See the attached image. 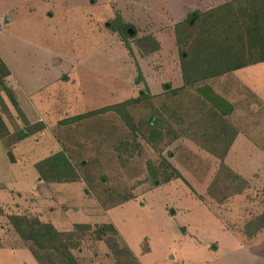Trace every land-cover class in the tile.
<instances>
[{
    "label": "rangeland",
    "instance_id": "374dc122",
    "mask_svg": "<svg viewBox=\"0 0 264 264\" xmlns=\"http://www.w3.org/2000/svg\"><path fill=\"white\" fill-rule=\"evenodd\" d=\"M126 1L0 0V60L6 59L14 71L21 72L10 79L5 77L6 86L11 90L10 81L14 79L18 89H29L34 78L38 80L36 86L54 90L47 97L51 104L48 103L44 120L31 121V112L21 110L26 104L19 108L14 101L18 94H12V100L0 87V116L10 134L0 140L8 150L11 144L22 141L16 154H20L19 168L26 170L24 173L14 170L20 178L19 186L23 184L19 197L23 210L15 213L13 207H0V264H50V258L55 264L66 262L65 256L57 252L49 257L50 251L41 250L38 261L32 253L34 241L21 237L10 223V215L18 214L49 222L33 208L34 199L29 196L27 182L35 175L33 162L60 150L77 170L80 183L65 185L67 197L62 199L67 203L60 202L68 210L65 221L89 225L72 227L68 236L74 242L68 246L77 264H126L133 259L136 264H264V100L262 104L257 96L244 97V108L254 105L253 98L262 114L257 118L249 113L241 121L230 120L233 124L228 126L229 134L237 129L241 132L235 157L213 158L209 150L191 144L190 134H183L187 130L179 129L183 113L169 114L167 106L176 104V100L193 106L196 111L186 120L189 128L214 129L216 123L223 122L214 121L209 105L192 92L194 88L175 94L164 92L166 83H171L169 78L162 80V71L174 66L172 59L181 65L183 51L190 55L194 49L197 54L195 45L201 41L200 34L212 24L201 18L191 29L179 28L178 52L162 49L148 38L147 29L134 21L136 7L128 6ZM184 1L175 0L176 6ZM218 3L220 0H206L198 5L213 8ZM93 4L97 15L101 13L103 37L93 26L86 25V9ZM147 8L145 22L162 29V23L166 22L162 9L157 5ZM116 15L135 34L126 39L131 54L119 33L112 29L114 23L117 30L121 27ZM208 38L207 34L206 44L212 45ZM218 65L214 67L216 70L223 68ZM55 74L58 79L51 84L49 81ZM221 76L216 75L210 81L223 93ZM259 78H263L264 90V69ZM131 98L137 101L127 106L130 126L111 111L63 122ZM151 118L155 119L153 126L148 124ZM164 119L170 128L164 123L162 126ZM26 125L34 132L15 140V132ZM206 145L209 149L223 143ZM173 165L180 169L177 170L182 177L175 176ZM234 170L243 177L234 178L231 175L236 173ZM37 174L45 183L62 181L56 176ZM70 186L81 188L82 195ZM54 194L59 199L58 192ZM53 199L43 204L47 214ZM104 223H111L118 234L104 229L101 239L97 238L96 230ZM28 257L32 260L27 261Z\"/></svg>",
    "mask_w": 264,
    "mask_h": 264
},
{
    "label": "crops",
    "instance_id": "0c3cea01",
    "mask_svg": "<svg viewBox=\"0 0 264 264\" xmlns=\"http://www.w3.org/2000/svg\"><path fill=\"white\" fill-rule=\"evenodd\" d=\"M205 1L206 0H185L183 4L181 3L178 6H176L177 3L175 2V0H127L126 4H128V6L134 5L136 7V10H137L135 13L136 19L134 21L136 23H139L140 25H143L145 29H147V32L150 34V37H148L149 39L152 38L157 43V45L160 44L162 46V49H170V50L172 49L173 51L174 50L177 51L178 46H179V40L177 39L176 33L178 32L177 30L179 28L183 29V26H184V25H178V24L184 21L186 17L188 16V14L194 10L202 11V10L210 9V7L205 8L202 6L200 7L198 5L199 2L201 4L202 3L205 4ZM225 1L226 0H220V3H218V5L224 3ZM94 5L95 4H93L92 6L90 5L88 7L89 9L88 8L86 9V14H85L86 15L85 16L86 25H90L91 27L93 26V29L95 31L98 30V32L100 33V36L103 37L102 32L100 30L101 21L99 19L101 17L100 15L101 13L97 15L96 11L98 12V10L96 9V7H94ZM151 5H157L158 8L160 7L162 9V17L166 18V22L162 23V29L152 28L150 27L149 23H146L144 20V17L146 16L147 10H148L147 7ZM139 8H141V10H139ZM106 25H108V22H106ZM165 42H168L169 45L166 46ZM173 61L174 59H172V63L174 64V66H171V67L169 66V70L166 69L167 71H164V72L162 71V80L169 78L170 83H171V85L166 83L164 92L172 91L175 94L181 91L184 92L185 89L188 87L194 88L192 89V92L194 90L195 94L200 96V98L209 105L208 106V108L210 109L209 112H210V115L214 117V121L221 120L223 123L221 125L219 123H216L215 125L217 126H213L214 129H210L208 126H203L202 129L189 128L186 120L191 119V116L193 114L192 111H196V110L194 109L193 106L187 107L185 106L184 103L183 105L177 100H176V104L167 106L165 110L171 111L169 112V114H174V115L179 114L180 112L183 113L182 114L183 115L182 117L183 125L179 127L177 124L176 126L179 127L180 131L187 130L183 134H188V136L190 134L188 141L191 144L201 146L202 150L203 149L207 151L209 150L213 158L229 159V158L235 157L234 155L236 154V152L239 153V150H237L238 148H236V144L238 143V138L241 136V132L237 129L236 132L233 131L231 134H229L228 130L230 129V127L228 126L230 124H233V122L231 123L230 121L232 120V118L239 119V121H241L245 117V114L252 113V114H255L256 115L255 117L257 118L259 117V114H262L263 111H260L262 110V108H260L259 110V107L256 106L255 104L256 102L255 103L253 102V98L251 100V104H254V105L252 107L248 106L246 108L242 106V103H244L245 101V100L242 101V99L244 97H248V99H251V97L249 96H252V97L257 96L258 99L263 104V100H264V90H263V84H262L263 78H259V77L261 75L262 69H264V61L250 64V65L237 68L234 70H230V71H227L221 74L222 82H223L224 89H225L223 93L218 92L211 84L210 79L215 78V76L209 77L203 80H199L198 82H195V84L186 85L184 78H183L182 64L180 63L181 65H176V63ZM3 62L5 63V65L10 71V76H7L6 78L10 79L13 75L16 74V72L21 74L20 70L14 71L10 67L6 59H4ZM165 63H167V61H165ZM57 79H58L57 74H55L53 75V77L51 78V81L49 82L52 84V82H55ZM10 82H11L10 84L12 85V89H11L12 94H14L15 92L18 94V98L17 99L15 98L16 99L15 101H17L18 103V107L20 108V106L26 104L27 107L26 108L23 107V109L21 110L22 111L27 110L31 112V119H32L31 121L44 120V116H46V112L49 111L48 103H50V100L47 97L54 90L49 91L50 89H44L42 87L36 86V82L38 83V80L34 78H31V81H30L31 88L29 89L24 88V87H22L23 89H18L15 86L16 84L14 82V79L13 80L11 79ZM33 82L35 84V87L33 86ZM49 84H46V85H49ZM206 86H209L215 93L220 95L230 105L229 111L225 112L223 110H220V108L214 106L210 101L204 98V96L202 95V92H207ZM259 87L260 89L258 90ZM180 99L182 100V98ZM246 103H249V101L247 100ZM5 104L7 108L10 111H12L10 106L7 103ZM262 104L260 105L262 106ZM223 109L225 110L226 107H223ZM251 109H255V110L251 112ZM168 128L170 127L168 126ZM205 129L212 131L211 137H208V138L213 139L212 141H208V138H204L205 136L203 134L205 133L204 131ZM34 138L36 139V137ZM28 139L30 138L28 137L27 140ZM172 141L174 140L170 139V142ZM20 142H16L15 144L10 145V147L12 146L10 151H11L12 158H13L11 160L9 158L8 149L4 141L0 140V146H1L0 147V152H1L0 154V195L4 194L6 196L5 199H3V197H0V207L9 208V209L13 207L15 210V213H19L20 210H23L22 208L24 206L22 201L19 200V197L22 194L23 184H21L22 186H19L20 178H17L18 173L15 174L14 172V170H17V171L19 170V173L26 172L24 168H22L21 166L19 168V165H18V163L20 162L19 160L20 154H16V149H17L18 144H20ZM221 142L223 143V146L219 145V143ZM208 143L209 144L212 143L214 145H219V146L208 149V146L206 145ZM49 155L50 154H47L46 156H49ZM24 161L25 160H23V162ZM37 162L38 161H35L32 163L31 166L33 170H35L34 171L35 175L33 174L32 178L28 180L27 182V187L30 191L29 196H31V198L34 199L32 200V204L35 205V207L33 208L38 210L37 214H39V217H44L46 221H49L50 223H52L58 230H61V231L71 230L74 224L80 223V222H66L65 221L67 219L66 211L68 210L61 207L63 206V203H60V202L67 203V200L62 199V197L64 196L67 197V195L64 194L65 191L67 190L65 186L66 184H74V185L77 184L78 185L80 183L78 181L77 182L75 181L56 182L55 181L56 183L53 181L52 183L50 182L45 183V181L37 174L38 171L36 170V166H35ZM173 167L176 170L177 169L180 170L178 167L174 165ZM230 168L232 167L230 166ZM234 172H236L238 176L243 177L240 171L237 172L234 170ZM33 180H35V182H33ZM71 187H72V190H75L79 195H82L81 188L80 189L78 188L79 190H77L73 186H70V188ZM63 189H64V192L62 193ZM55 192H58L59 199L58 198L55 199V194H54ZM85 193H86V190H85ZM35 196H38V197H35ZM53 197L54 199L52 200V202H54V204L56 205L54 204L49 205L48 207L49 214H47L46 209L44 207L45 205L44 202L47 199H50L51 201V198ZM219 224L222 229V223L219 222ZM30 260H32V257L31 258L28 257L27 261H30Z\"/></svg>",
    "mask_w": 264,
    "mask_h": 264
},
{
    "label": "trees",
    "instance_id": "16d2710c",
    "mask_svg": "<svg viewBox=\"0 0 264 264\" xmlns=\"http://www.w3.org/2000/svg\"><path fill=\"white\" fill-rule=\"evenodd\" d=\"M201 18L207 23H211L212 26L209 29L205 28L202 30L199 37L201 40L200 42L197 43V39L195 40L194 45L197 43L195 45L198 50L197 54H194V49L190 51V55L187 51L181 52L183 78L186 85L195 84V82L199 80L264 61V0H226L224 3L206 11L194 10L190 12L186 19L178 25H184L183 27L191 29V26H194L195 22ZM116 20L121 21V27L117 30L113 22L112 29L119 33L125 43L126 49L131 54V46L126 42V39L128 37H134L135 34L128 31L130 27L124 25L119 15H116ZM207 34L209 37L208 39L213 41L212 45L210 43L206 44L207 42H205ZM211 55H213V57ZM216 64L222 65L223 68L216 70L214 68ZM219 65L217 67H219ZM8 74L9 70L7 66L0 60V87L3 88L8 96H12L10 88L7 87L4 82V78L7 77ZM206 89L207 92H202L206 100L220 108V110L225 112L229 111L230 105L220 95L215 93L209 86H206ZM0 98L2 99V97ZM11 99L14 100V97L12 96ZM136 101V99L132 98L127 99L119 103L76 115L63 122L111 111L119 114L126 125L130 126L131 124H129V122H131V115L127 110V106ZM223 107H226V109L224 110ZM154 121L155 119L151 118L148 124L153 126ZM163 123L166 124V127L169 126L168 121L166 123V119L162 121V126ZM204 131V138L211 137L212 131L208 129ZM33 132V129L29 125H26V128L15 132V140L22 139ZM151 132H155V130L151 129ZM6 136H10V134L5 122L0 116V139ZM149 139L151 140L153 137H149ZM8 155L12 160L13 158L10 150H8ZM168 165H170V163ZM35 166L39 174L43 177L56 176L58 180L68 182L77 181L79 178L77 170L71 164L66 154L61 150L38 161ZM224 168L228 170L227 167ZM174 170L176 177H182L176 169ZM230 173L232 172L230 171ZM231 175L234 178L236 176L237 179H240L236 173H232ZM235 192L237 193V191ZM10 223L21 237L26 240L34 241L36 247L32 249V253L38 261L41 258L39 253L41 250L44 253L50 251L49 257H53L56 252L60 256H65L66 262L61 260V264H77L76 259L70 252L71 246H68L71 243L74 245V242H71L68 237L71 234L70 230L61 231L52 223L32 220L20 214L10 215ZM79 227L88 228L89 225L84 223H76L73 225L75 229ZM104 229L118 234L116 228L111 223H104L96 230L98 234V236H96L97 238L101 239L105 231ZM124 250L127 252L129 251L126 247ZM49 261L50 264H55L51 258ZM132 261L126 264H136L137 262L135 259Z\"/></svg>",
    "mask_w": 264,
    "mask_h": 264
},
{
    "label": "water",
    "instance_id": "95a60500",
    "mask_svg": "<svg viewBox=\"0 0 264 264\" xmlns=\"http://www.w3.org/2000/svg\"><path fill=\"white\" fill-rule=\"evenodd\" d=\"M128 31L131 33L132 30L129 28Z\"/></svg>",
    "mask_w": 264,
    "mask_h": 264
}]
</instances>
